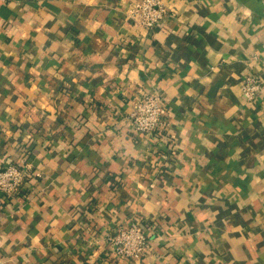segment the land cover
Returning a JSON list of instances; mask_svg holds the SVG:
<instances>
[{"label": "crops", "instance_id": "crops-1", "mask_svg": "<svg viewBox=\"0 0 264 264\" xmlns=\"http://www.w3.org/2000/svg\"><path fill=\"white\" fill-rule=\"evenodd\" d=\"M136 0H0V264H126L106 237L147 232L133 264H264V0H161L146 31ZM159 94L163 138L135 133ZM132 264V263H130Z\"/></svg>", "mask_w": 264, "mask_h": 264}, {"label": "built area", "instance_id": "built-area-1", "mask_svg": "<svg viewBox=\"0 0 264 264\" xmlns=\"http://www.w3.org/2000/svg\"><path fill=\"white\" fill-rule=\"evenodd\" d=\"M169 12L161 0H136L129 5L127 15L135 26L149 31L161 24ZM240 92L245 103H254L264 93V82L256 74L248 73L241 81ZM168 113L159 94H143L130 114L133 131L155 140H162ZM27 177L28 173L24 168L15 164L7 165L0 170L1 195L6 198L18 196ZM106 240L110 254L117 261L126 264L138 262L145 255L149 245L146 230L136 221L115 229L107 235Z\"/></svg>", "mask_w": 264, "mask_h": 264}]
</instances>
